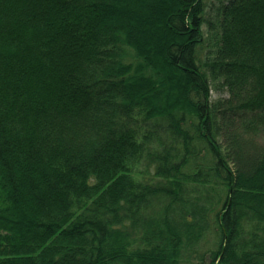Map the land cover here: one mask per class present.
I'll return each mask as SVG.
<instances>
[{"label":"trees","instance_id":"trees-1","mask_svg":"<svg viewBox=\"0 0 264 264\" xmlns=\"http://www.w3.org/2000/svg\"><path fill=\"white\" fill-rule=\"evenodd\" d=\"M0 264H264V0H0Z\"/></svg>","mask_w":264,"mask_h":264},{"label":"rangeland","instance_id":"rangeland-1","mask_svg":"<svg viewBox=\"0 0 264 264\" xmlns=\"http://www.w3.org/2000/svg\"><path fill=\"white\" fill-rule=\"evenodd\" d=\"M211 98H212V99H216V98H218V95L215 94V93H212ZM141 168L144 169L143 166H142ZM211 231H212V230H211ZM205 241L207 242V244H208L209 246H213V245H215V238H214L213 233H210V232L208 231V232L206 233V235H205ZM202 247H203V246H202ZM207 248L209 249L210 247H207Z\"/></svg>","mask_w":264,"mask_h":264}]
</instances>
